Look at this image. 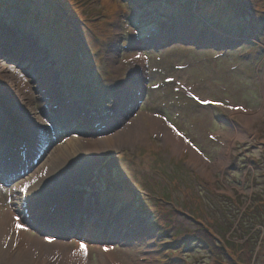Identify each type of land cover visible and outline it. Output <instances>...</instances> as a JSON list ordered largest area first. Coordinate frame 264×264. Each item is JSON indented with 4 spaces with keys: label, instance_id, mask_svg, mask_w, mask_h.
<instances>
[{
    "label": "rangeland",
    "instance_id": "rangeland-1",
    "mask_svg": "<svg viewBox=\"0 0 264 264\" xmlns=\"http://www.w3.org/2000/svg\"><path fill=\"white\" fill-rule=\"evenodd\" d=\"M0 79L27 114L10 126L0 102V210L39 239L74 213L19 264H264V0H0ZM230 118L240 138L209 176L164 138L214 163ZM45 139L39 167L63 150L40 218L11 187Z\"/></svg>",
    "mask_w": 264,
    "mask_h": 264
},
{
    "label": "bare ground",
    "instance_id": "bare-ground-1",
    "mask_svg": "<svg viewBox=\"0 0 264 264\" xmlns=\"http://www.w3.org/2000/svg\"><path fill=\"white\" fill-rule=\"evenodd\" d=\"M23 46H25L26 52H28V54L30 56L31 64H33L34 66H37L39 63V58L37 57L34 49L32 47H29L28 44L23 43ZM138 61H140V62H139V65H137V67H136L137 70H135L134 74L137 75V81L136 82L139 86H141L140 96H142L143 87H144L143 82L141 83L142 78L140 79V75H141L140 73L142 70V63H141L140 58H138ZM38 68H39V66H38ZM133 85H135V82H133ZM9 91H10L9 86L6 83H4V81L2 79H0V99H1L0 102L3 105L6 113L12 119L9 121V125L11 126L14 123L16 125L21 124V125L25 126L26 124L23 123L22 117L25 118L26 113H24V116L21 117L19 115H22L21 114L22 107L15 108V107L11 106L10 98L12 96L10 94L11 92H9ZM135 93L137 94V92H135ZM232 115H235V116L242 118L245 121V123L247 125H249L252 123V120L254 119L253 117L257 116L258 113H253V112L247 111V110H245V108L241 107V110H239L238 112L234 113L232 110L231 116ZM151 118H153V117L150 116V119ZM25 122L27 123L26 120H25ZM150 123L153 125H156V126H161L160 125L161 122H160L159 118H157L155 121H152ZM228 123L230 125L229 126L230 131L227 134V137L225 139L224 147L219 152V155H218L217 159L214 161V163H210L207 159H205L202 156L201 152L197 148H195L184 137V135L181 134L178 130H176L173 126L167 125V127H165L163 134H164V138H165L166 142L172 143L175 150L181 151L184 148H188L190 150L191 160L192 159L194 160L193 165L198 166L199 170L203 174H205L206 176H209L212 172V170H211L212 167L213 168H215V167L222 168L224 165L227 164L231 147H232L233 143L235 142V139L240 138L239 127L232 121L231 118L228 121ZM42 128H44V133H46L45 130L48 129V125H45V127H42ZM152 128H155V126ZM119 134H121V132ZM119 134H117V135H119ZM128 134H131V133H128ZM133 136H135L136 138H139L140 134L138 133V131H135L133 133ZM118 138L119 139L121 138L120 135ZM7 142L8 141L3 140L1 135H0V154H1L2 150L5 148V146L8 145ZM46 145H48V142L46 141V139L43 140L42 143H40V142L38 143V149L34 155V158L38 157L37 159H39V160L35 163V165H36L35 171L33 170L32 173H29L26 176L19 178L18 181H16L17 184H15L13 187H11V189L13 191L19 190L20 188H22L21 194L26 197L25 201L28 200V204L30 205V210H32L35 215L40 216V218H42V216H41L42 214H40V213H42L43 205H44V203L47 202V200L45 198V196H46L45 191H43V190H45L47 187L50 186L49 191H54L55 180H48V178H49V174H48L49 170L48 169L51 166L52 167L55 166L56 162L58 161V159H56V158H57V156H60V154L63 150L60 148L58 150L59 153H57V155L50 157L46 161V163L43 167H39L40 163L42 161V158L44 157L42 151ZM48 147L49 146H47V148ZM41 153L43 156L41 155ZM1 163L2 162H0V183H4V182H7V180H6V176H5V172H4L5 169L2 168L3 165H1ZM210 166H211V168H210ZM23 187L26 189V191H25V189H23ZM70 211H71L72 216H73L74 213H73L72 209H70V207H67L66 204H64V206H62L63 218L61 221H59L60 223L58 222L55 225H51L48 222H46L45 220H43V222H45L44 223L45 226H47L48 228L52 227V229H57V227H58V231H56L55 234L52 235V238H50L51 237L50 235L45 234V236H43V238L39 239V238L26 236L25 231L21 230L20 226L11 220L12 218L10 219L9 215L7 214L10 212L9 208H6V210H0V264H19L18 260L20 258H22L23 262L26 263L27 261H30L31 259H33V257L35 256L32 252L33 250H35L36 248H38L40 246L49 245L51 240L61 239V237L64 236L65 233H63L60 230V227H62L63 231L70 230L69 227L72 225V223H70V222L74 221V217H73V219H69L71 217ZM101 215H103V214H101ZM66 218L69 219V221ZM79 218L80 217H78L77 220ZM66 222H68V223H66ZM48 228H46L42 225V228L39 227V233H44L45 231H49L50 229H48ZM144 238L145 237H141L139 239V241H142L145 244L146 239H144ZM15 241L18 243V246L16 247V250L12 251L11 247L13 245V242H15ZM56 244H58V243H56ZM79 248H80V245H79ZM79 248H78V251L80 250Z\"/></svg>",
    "mask_w": 264,
    "mask_h": 264
},
{
    "label": "snow or ice",
    "instance_id": "snow-or-ice-1",
    "mask_svg": "<svg viewBox=\"0 0 264 264\" xmlns=\"http://www.w3.org/2000/svg\"><path fill=\"white\" fill-rule=\"evenodd\" d=\"M236 110H240V109H236ZM80 250H81V251H86V246L83 245V244H81V245H80ZM105 251H108V249H105Z\"/></svg>",
    "mask_w": 264,
    "mask_h": 264
}]
</instances>
